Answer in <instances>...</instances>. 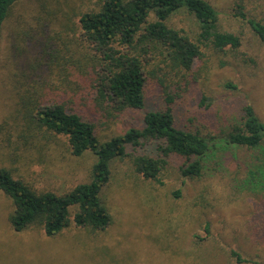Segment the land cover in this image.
Returning <instances> with one entry per match:
<instances>
[{"label": "rangeland", "instance_id": "obj_1", "mask_svg": "<svg viewBox=\"0 0 264 264\" xmlns=\"http://www.w3.org/2000/svg\"><path fill=\"white\" fill-rule=\"evenodd\" d=\"M206 1L218 13L219 29L239 36L240 48L224 54L202 48L204 56L189 76H176L156 59L147 68L144 111L165 105L158 84L163 79L168 93L177 96L173 105L177 125L207 137L240 123L246 105L264 122V45L237 14L241 11L247 19L264 24V0ZM101 2L18 0L3 24L0 168L38 192L64 195L88 183L94 156L87 152L73 157L64 139L59 145L34 140L38 149L25 145L20 138L25 126L17 111L26 90L34 92L33 86L43 84L42 100L84 113L103 141L142 126L144 111L113 119L85 108L79 96L73 99L87 89L78 79L82 74L77 60L92 54L80 37L79 18L98 11ZM170 24L190 36L197 28L186 13L175 15ZM39 61L40 76L32 77ZM146 152L154 150L150 146ZM253 157L254 152L245 148H226L206 164L200 180L181 179L177 174L181 161L173 159L160 183L144 179L129 158L117 159L100 193L111 226L91 231L72 224L53 238L34 227L16 233L7 221L14 210L12 201L0 191V264H264V190H245ZM72 215L73 211L71 220Z\"/></svg>", "mask_w": 264, "mask_h": 264}, {"label": "trees", "instance_id": "obj_2", "mask_svg": "<svg viewBox=\"0 0 264 264\" xmlns=\"http://www.w3.org/2000/svg\"><path fill=\"white\" fill-rule=\"evenodd\" d=\"M17 1L0 0V38L3 24ZM178 13L194 19V36L170 24ZM237 14L264 45V24L247 19L241 11ZM218 21L217 11L206 0H102L98 11L79 18L80 37L92 54L77 60L78 72L82 74L78 79L83 80L87 89L73 99L79 96L85 108L106 112L113 119L128 112H143L147 68L156 59L176 76H189L194 63L204 56L202 48L215 54L240 48L239 36L222 32ZM64 45L68 48V44ZM35 63L32 77H39L38 69L43 64ZM158 84L163 89L165 105L160 110L144 111L141 128H129L105 141L99 138L91 120L83 117L84 113L68 109L67 104L42 100L43 84H36L32 87L34 92L26 90L20 96L17 113L25 126L20 135L25 145L38 149L40 141L46 145L63 143L73 157L82 158L90 152L94 163L89 182L78 184L64 195L38 192L15 179L8 169L0 168V191L14 207L7 221L16 233L34 227L53 238L72 224L91 231H104L111 226L112 217L102 204L100 193L109 183L111 164L117 159L129 158L138 174L157 183L172 160L178 159L181 163L177 174L181 179L200 180L206 164L226 148H245L254 152L245 190H264V122L252 106L242 109L240 123L206 137L177 125L173 109L177 96L168 93L163 79ZM204 102L202 98L201 104ZM61 139L65 142L61 143ZM34 140L39 144H34ZM150 146L153 153L146 152ZM174 196L180 197V192H174ZM232 254L238 263L243 262L239 255Z\"/></svg>", "mask_w": 264, "mask_h": 264}]
</instances>
